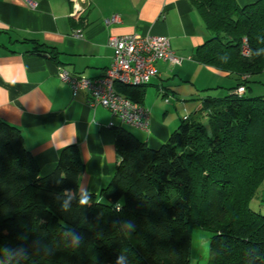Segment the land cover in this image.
<instances>
[{"label":"trees","instance_id":"trees-1","mask_svg":"<svg viewBox=\"0 0 264 264\" xmlns=\"http://www.w3.org/2000/svg\"><path fill=\"white\" fill-rule=\"evenodd\" d=\"M189 1L211 34L197 59L236 85L201 98L158 148L113 126L118 163L96 194L80 189L75 144L40 175L0 119V264H188L193 226L211 233L206 264H264V214L249 206L260 189L264 199V95L248 79L264 70V0ZM144 86L115 87L141 103Z\"/></svg>","mask_w":264,"mask_h":264},{"label":"crops","instance_id":"crops-1","mask_svg":"<svg viewBox=\"0 0 264 264\" xmlns=\"http://www.w3.org/2000/svg\"><path fill=\"white\" fill-rule=\"evenodd\" d=\"M78 3L83 11L71 16V0H0V119L20 129L40 175L53 170L64 146L75 144L83 163L80 189L96 194L118 163L110 122L127 125L158 148L182 118L200 110L201 98L224 95L239 77L197 59L211 34L189 0ZM122 34L164 36L181 59L156 63L157 75L141 100L149 111L143 129L120 123L103 106L91 107L84 92L73 96L58 75L61 68L88 78L103 75L113 54L109 37ZM248 79L249 93L264 95V70Z\"/></svg>","mask_w":264,"mask_h":264},{"label":"built area","instance_id":"built-area-1","mask_svg":"<svg viewBox=\"0 0 264 264\" xmlns=\"http://www.w3.org/2000/svg\"><path fill=\"white\" fill-rule=\"evenodd\" d=\"M71 2L70 15H79L83 11L79 6V0H71ZM108 43L113 54L111 63L103 75L88 78L61 68L59 78L70 86L73 96L84 92L91 107L103 106L120 123L146 128L149 118L148 109L142 103L120 94L115 86L144 85L157 75L158 61L180 63L181 59L171 50L169 40L164 36L113 35L109 37ZM241 49L243 55H249L246 38L242 39ZM244 90V86L240 85L236 92L241 94ZM109 126L113 127L114 123L110 122Z\"/></svg>","mask_w":264,"mask_h":264},{"label":"rangeland","instance_id":"rangeland-1","mask_svg":"<svg viewBox=\"0 0 264 264\" xmlns=\"http://www.w3.org/2000/svg\"><path fill=\"white\" fill-rule=\"evenodd\" d=\"M249 206L253 210L261 214H264V199L262 197L261 189L251 199ZM210 236L211 233L206 229L198 228L196 226H193L191 228V251H190V258L188 264L207 263Z\"/></svg>","mask_w":264,"mask_h":264},{"label":"clouds","instance_id":"clouds-1","mask_svg":"<svg viewBox=\"0 0 264 264\" xmlns=\"http://www.w3.org/2000/svg\"><path fill=\"white\" fill-rule=\"evenodd\" d=\"M88 202V198H87V196H85V197H83L81 200H80V203L81 204H86ZM67 205H65V207H66Z\"/></svg>","mask_w":264,"mask_h":264}]
</instances>
